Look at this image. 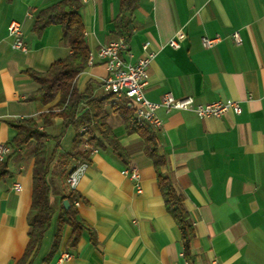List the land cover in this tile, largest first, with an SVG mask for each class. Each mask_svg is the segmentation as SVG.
<instances>
[{
    "label": "crops",
    "instance_id": "1",
    "mask_svg": "<svg viewBox=\"0 0 264 264\" xmlns=\"http://www.w3.org/2000/svg\"><path fill=\"white\" fill-rule=\"evenodd\" d=\"M54 1L0 0V144L9 145L17 132L12 124L22 119L33 118L48 134L44 144L52 208L47 229L28 251L37 141L10 149L0 160V264H264V0H138L124 18L132 29L123 58L135 63L144 42L156 51L144 87L148 100L159 102L170 92L196 104L234 100L242 109L217 118L163 107L155 111L161 120L159 129L152 128L164 158L160 172L182 196L192 226L188 256L144 140L124 115V107L130 108L134 120L133 109L101 90L106 70L97 57L75 79L76 91L88 94L80 113H94L95 105L122 155L102 141L93 124L89 127L82 138L103 143L96 152L78 147L87 153L88 164L75 189L82 225L77 232L69 224L60 225L71 192L66 176L80 162L72 157L76 132L69 126L73 135L63 148L62 119L54 116L41 124L40 114L58 98L41 104L35 96L38 84L28 74L46 72L71 52L59 25L39 34L32 30L35 13ZM79 2L89 53L95 55L100 46L121 37L116 26L120 1ZM13 20L21 24L25 52L11 47L7 27ZM180 30L185 34L180 47H170L169 39ZM236 31L240 43L232 37ZM215 34L221 40L204 49L200 37ZM126 167L138 171L141 192L122 173ZM62 252L72 257L59 263Z\"/></svg>",
    "mask_w": 264,
    "mask_h": 264
},
{
    "label": "trees",
    "instance_id": "2",
    "mask_svg": "<svg viewBox=\"0 0 264 264\" xmlns=\"http://www.w3.org/2000/svg\"><path fill=\"white\" fill-rule=\"evenodd\" d=\"M120 12L116 19V26L121 32V37L128 42L131 26L125 22V15L130 14L136 7L138 0H119ZM79 0H55L49 6L37 11L33 18L32 30L41 33L46 27L59 25L62 31V40L70 48V54L62 59L54 61L46 72L37 73L29 71L30 77L38 84L35 96L41 104L47 105L57 101L46 113L40 114L41 124L47 125L54 116L62 119V129L72 126L75 136L72 140L74 153L72 157L83 162L87 161V153L78 150L82 142V136L89 132V127L93 124L98 130L104 142H106L116 154L122 155L121 148L117 140L112 136L110 128L105 122L103 113L97 111L96 106L80 113V105L86 100L88 94L78 93L74 83L78 74L87 66L89 48L84 35V25L78 13ZM111 96H114L111 94ZM131 109L124 107V115L129 119V127L140 133L144 140V150L152 158L153 165L157 173V183L162 193L166 209L171 213L181 230L184 255L188 256L189 244L193 236L189 215L186 211L183 198L178 194L170 179L160 172V167L164 164V158L158 154L155 134L147 124H138L132 118ZM12 126L16 129V136L9 143L10 149L18 148L36 140L37 146L34 151V163L32 171V202L30 207L31 222L28 251L39 242L44 231L49 225L52 208L49 204V185L46 176L49 170L50 158L47 157L44 144L48 134L39 130L38 123L33 118L22 119ZM85 128L84 131H81ZM95 137H90L88 147H99L102 142ZM8 155V154H7ZM5 161V160H4ZM3 161V162H4ZM3 162H1L3 164ZM68 174V173H67ZM78 197L75 191H71L66 199L69 202L67 209H62L60 225L69 224L74 232L80 229L82 223L77 217L74 200Z\"/></svg>",
    "mask_w": 264,
    "mask_h": 264
},
{
    "label": "built area",
    "instance_id": "3",
    "mask_svg": "<svg viewBox=\"0 0 264 264\" xmlns=\"http://www.w3.org/2000/svg\"><path fill=\"white\" fill-rule=\"evenodd\" d=\"M85 1V0H80ZM8 36L11 38V47L20 51H26V45L22 40L21 24L18 21H11L7 27ZM183 31H177L169 39L168 45L172 48L180 47V40L184 38ZM232 37L236 43H240L239 33L233 32ZM221 40L220 35H203L200 37V43L204 49H210ZM127 49V44L123 37L108 42L100 46L95 55H88V62L94 57L103 61L106 75L100 81V88L104 93L113 94L125 100L133 109L134 120L138 124H147L153 129L161 127V120L155 114L159 107H163L166 112L177 110H189L194 112L200 118L220 117L226 112L240 114L242 109L238 101L229 100L226 102L214 101L210 103H194L191 97L175 98L170 92L162 95L159 102H152L144 95V87L147 84V70L156 51L149 48V42H144L141 46L142 54L136 59L135 63L127 62L122 54ZM82 128L81 131H84ZM89 138H82V147L96 152L97 148H89ZM10 151L7 144H0V160H2ZM88 164L86 161L78 162L67 174L66 184L70 191H75L81 176L84 174ZM122 173L134 181L136 191L141 192L140 177L134 167H126ZM16 190L20 189L19 183L14 185ZM74 205H79V200H74ZM72 257L69 252H62L58 257V262L68 260Z\"/></svg>",
    "mask_w": 264,
    "mask_h": 264
},
{
    "label": "rangeland",
    "instance_id": "4",
    "mask_svg": "<svg viewBox=\"0 0 264 264\" xmlns=\"http://www.w3.org/2000/svg\"><path fill=\"white\" fill-rule=\"evenodd\" d=\"M57 129H56V126L53 125L52 127H50V132L52 134L56 133ZM60 132H62V147L65 148L66 144L67 143H70L71 141V136L73 135V129L71 127H66L65 129H60ZM51 181V180H50ZM51 184L53 185L52 188H55L56 187V182L52 183L51 181Z\"/></svg>",
    "mask_w": 264,
    "mask_h": 264
},
{
    "label": "water",
    "instance_id": "5",
    "mask_svg": "<svg viewBox=\"0 0 264 264\" xmlns=\"http://www.w3.org/2000/svg\"><path fill=\"white\" fill-rule=\"evenodd\" d=\"M65 203H67V201H65Z\"/></svg>",
    "mask_w": 264,
    "mask_h": 264
}]
</instances>
